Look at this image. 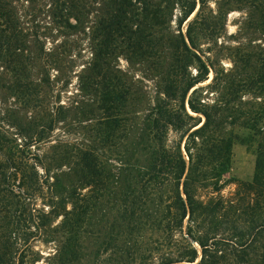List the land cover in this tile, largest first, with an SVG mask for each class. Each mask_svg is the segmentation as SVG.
<instances>
[{"label":"rangeland","instance_id":"obj_1","mask_svg":"<svg viewBox=\"0 0 264 264\" xmlns=\"http://www.w3.org/2000/svg\"><path fill=\"white\" fill-rule=\"evenodd\" d=\"M82 1L86 6L78 1L73 17H67L75 28H61L52 18L53 0H0V189L6 180L15 195L23 192L19 177H14L15 169L7 168V152H31L29 162L42 176L33 196L12 198L13 215L24 218L28 233L27 240L14 241L13 264H118L112 250L98 249L94 227L87 228L90 234L82 236L74 259L63 254L61 234L55 232L62 217L49 219L47 232L39 224L50 210L48 194L51 197L54 177L72 191L67 182H76L78 150L95 153L109 171L116 172L119 154L130 152L164 97L163 83L174 52L168 39L179 32L207 68L186 102L196 90L194 98L215 106L217 115L227 122L235 120L225 126L233 136L225 196L235 190L237 181L253 178L258 144L264 140V0H196L194 11L181 25L183 11L173 3L169 13L165 11L163 29H152L157 40L154 48L129 52L121 46L104 57L93 40L104 0ZM150 1L165 7L164 0ZM137 7L140 10L141 4ZM1 10L6 17H1ZM188 32L196 49L188 41ZM104 61L107 65L101 67ZM96 64H100L97 69ZM198 66L197 59L191 57L181 73L196 78ZM105 69L114 78L108 88L116 91L114 96H103L104 89L98 84V70ZM101 98L109 99L105 109ZM112 104H118V113L107 108ZM190 113L204 121L203 115ZM249 118L258 119L254 121L258 124ZM178 137L170 133V139ZM34 154H46L50 179L44 177L43 162ZM63 174L67 176L63 178ZM79 186H74L77 194L90 189ZM103 199L106 207H100L96 216L113 212L110 188ZM65 208L71 210L72 206L67 203ZM18 209L21 212L16 213Z\"/></svg>","mask_w":264,"mask_h":264},{"label":"trees","instance_id":"obj_2","mask_svg":"<svg viewBox=\"0 0 264 264\" xmlns=\"http://www.w3.org/2000/svg\"><path fill=\"white\" fill-rule=\"evenodd\" d=\"M78 1L86 6L82 0H53L52 18L59 27L75 28L67 17H73ZM164 1L165 7L161 9L150 0H104L93 35L97 52H104V57L121 46L129 52L152 49L157 42L152 29H163L165 11L169 13L171 5L178 4L183 11L181 25L197 2ZM137 3L141 4L140 10ZM1 17H6L3 10ZM170 38L173 65L163 83L164 97L147 119L142 136L129 153L119 154V166L114 173L95 153L78 150L76 182H67L72 191L63 186L62 179L54 177L51 197L48 194L50 210L42 215L39 227L47 232L49 219L61 216L55 229L61 234L60 249L74 259L82 236L90 234L87 228L94 227L98 249L112 250L118 256V264H264V140L258 144L253 178L237 181L235 190L225 196V176L230 172L233 144L232 133L225 126L235 124V120L227 122L217 115L215 106L194 98L196 90L186 102L189 91L202 80L203 73L207 74V68L199 55L189 49L181 32ZM188 41L196 49L189 32ZM191 57L199 62L196 78L181 73ZM106 65L104 61L101 67ZM95 66L97 69L100 64ZM98 71L103 96H114L116 91H108L114 78L107 69ZM101 102L105 109L109 99L101 98ZM112 105L107 108L118 113V104ZM189 111L203 115L204 121H197ZM249 122L245 124L250 126ZM170 133L178 134L179 139H170ZM0 142L2 147V139ZM17 153L4 154L7 168L15 169L14 177H19L23 192L17 196L6 180L2 183L0 264H13L10 260L16 252L14 241L28 238L24 218L13 215L12 198L33 196L42 179L29 162L31 152ZM37 159L43 162L44 177L50 179L46 154ZM77 183L90 189L86 194H77ZM109 188L113 212L107 210L96 216V211L105 206L103 193ZM67 203L71 210L65 208ZM20 206L23 210L24 203Z\"/></svg>","mask_w":264,"mask_h":264}]
</instances>
